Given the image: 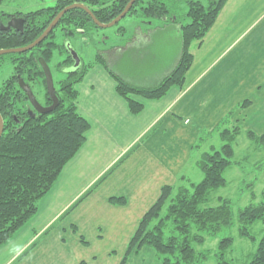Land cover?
Segmentation results:
<instances>
[{"label":"crops","instance_id":"crops-1","mask_svg":"<svg viewBox=\"0 0 264 264\" xmlns=\"http://www.w3.org/2000/svg\"><path fill=\"white\" fill-rule=\"evenodd\" d=\"M124 30L136 32L126 49L149 43L158 32L144 34L136 22ZM118 51L102 57L115 74L125 52ZM190 52L183 88L157 101L138 98L144 110L137 116L100 59L87 70L77 85L78 113L90 124L86 142L39 201L37 214L0 247V264H121L162 188L191 180L189 163L206 132L239 127L264 136V0H228ZM180 53L155 76L118 75L154 87L176 67ZM112 198L127 203L112 205Z\"/></svg>","mask_w":264,"mask_h":264},{"label":"trees","instance_id":"trees-1","mask_svg":"<svg viewBox=\"0 0 264 264\" xmlns=\"http://www.w3.org/2000/svg\"><path fill=\"white\" fill-rule=\"evenodd\" d=\"M182 1L188 6L185 14L189 19L188 24L179 25L178 16L172 10L176 8L178 0H137L126 16L142 17L148 22L154 19L174 21L180 27L179 62L156 86L132 85L110 70L102 58L104 51L97 58L116 81L118 95L126 101L134 116L144 109V103L138 98L157 101L165 97L172 88H183L193 63L190 46L206 37L228 0H205V3L196 0ZM129 2L130 0H58L52 8L19 14L18 17L25 20L23 31H0V51L29 46L43 34L58 13L68 6L84 5L100 23L109 24L124 11ZM11 17L0 13V22L5 23ZM136 23L145 26L144 34L164 30L163 25L151 29V23ZM146 26H150V29H146ZM59 28L67 36H73L77 32L87 34L93 29H99L86 12L72 10L63 16L49 37L32 51L0 57L3 60L9 56L15 64L13 75L0 84V115L4 121V132L0 138V247L8 243L36 215L39 201L48 195L64 167L83 147L90 130L88 121L78 113L77 85L94 63H82L74 73H66V78L58 83L59 87H55L59 99V106L55 111L37 116L23 113L22 108L27 105L26 98L19 90L17 77L14 75L22 78L28 76L31 81L39 79L44 87L46 81L40 59L48 64L53 57L56 47L53 39ZM119 32L126 36L122 39L123 44L115 41L105 48L107 51L128 50L127 45L136 36V32L127 34L124 27ZM69 62L70 57L60 67H67ZM45 97L46 106H49L51 100L47 93ZM247 105L245 103L242 107ZM241 134L242 131L238 128L220 131L224 142L222 148L203 154L197 162L204 176L199 183L189 184L187 187L186 180L182 178L178 185L162 188L157 202L140 220L121 264H128L130 257L137 255L145 247L154 250L161 258V264H204L207 261V257L197 253L195 246H204L207 237H214L234 224L229 200L220 198L216 207L209 206L208 201L213 190L227 185L225 173L236 164L234 143ZM245 135L257 145L264 146V136H257L251 131L245 132ZM126 203L123 198L110 199L112 205L124 206ZM238 221L240 236L254 240L250 226L257 222L264 223V191L259 204H251L240 210ZM233 243L232 238L219 242L216 255L218 264H233L226 260V252ZM249 264H264V235Z\"/></svg>","mask_w":264,"mask_h":264},{"label":"rangeland","instance_id":"rangeland-1","mask_svg":"<svg viewBox=\"0 0 264 264\" xmlns=\"http://www.w3.org/2000/svg\"><path fill=\"white\" fill-rule=\"evenodd\" d=\"M57 1L1 0L0 13L10 16L18 13L28 14L52 8ZM196 1L205 3V0ZM172 10L178 16L179 25L189 23V19L185 17L188 11L186 3L178 1L176 8H172ZM145 21L152 24L151 29L163 25L164 30L151 35L149 43H142L138 47H128V50L118 51L120 53L125 52L121 56V61L115 67L116 75L121 72L124 76L126 75L125 77L143 80L147 76H155L157 73L164 71L165 67L180 53V27L177 25L178 23L175 24L174 21L158 19L148 22L145 19L143 20L142 17L129 16L122 19L114 27L93 29L87 34L77 32L73 36H65L63 31L57 29L53 39L56 47L53 50V57L48 63L55 86L59 87L58 83L66 78L67 70L60 67V64L67 59L68 54L72 55V53H75L80 58L81 63L85 65L95 63L97 58H100V53L105 51L106 47L113 45V42L116 41L123 44L124 41L122 39L126 38V36H122L119 32L121 28L129 29L130 22L145 23ZM150 26H146V29H150ZM14 66L15 64L12 63L9 56L0 60V84L13 75ZM40 101L43 104L45 102L44 100ZM206 133L209 136L206 135L207 138L200 142L196 153H194V161L189 163L192 168L189 167L191 180H186L185 182L187 187H189V184L199 183L204 177L201 170L199 171L202 174L201 178L196 173L193 163L196 161L197 165L203 154L219 151L224 144L223 140H221L222 138H220V132L218 133L217 131L212 134L208 131ZM234 148L236 164L225 173L227 185L224 188L213 190L208 201L209 206L216 207L219 205L220 198L229 200L234 214V224L229 228H224L214 237H207L204 246H195L198 254L201 253L207 257V261L204 264H218V259L216 258L218 245L225 238H232L234 241L231 248L226 252V260L231 261L233 264H249L258 242L264 235V223L257 222L250 226V233L254 240L242 238L239 233L240 224L238 221L240 210L251 204H259L262 201L264 191V146L257 145L254 141L249 140L245 133H242L235 141ZM197 168L200 169L198 166ZM130 260L133 261V263L131 261L132 264H161V258L156 255L154 250L147 247L143 248L137 255H132L128 264H130Z\"/></svg>","mask_w":264,"mask_h":264},{"label":"water","instance_id":"water-1","mask_svg":"<svg viewBox=\"0 0 264 264\" xmlns=\"http://www.w3.org/2000/svg\"><path fill=\"white\" fill-rule=\"evenodd\" d=\"M136 1L137 0H131L128 3V5L126 6V8L124 9V11L116 19H114L112 22H110L109 24L100 23L96 19V17L94 16V14L91 12V10H89V8H87L84 5L74 4V5L68 6L65 9H63L56 16V18L51 22V24L48 26V28L43 32V34L36 41H34L32 44H30L29 46L24 47V48L1 50L0 51V57L5 56V55H10V54H25V53L32 51L33 49H35L36 47L41 45L47 39V37L51 34V32L57 27V25L59 24L62 17L72 10H76V9L83 10L84 12H86V14H88V16L92 19V21L94 22V24L97 27L102 28V29H107V28H111V27L116 26L122 19H124L127 16V14L129 13V11L132 9L134 4L136 3ZM13 19H15V20H13ZM18 21H20V22H18ZM17 24L20 25V28H18L19 31H22L23 25H24L23 20L22 19L18 20L12 16L10 23L7 25V27L4 28V31H9L12 27H15V25H17ZM71 56L73 57V59L76 60L75 61L76 62L75 68H77L81 63V60L75 53H72ZM40 65H41L42 70L45 74L46 83H47V93L49 95V98L52 100L51 106L43 108L38 103V101L34 97L33 93L31 92L30 88L24 83L23 80L19 81V85H20L21 89H23L24 92H26V94L30 100V103H31L32 107L34 108V110L36 111V113H38V114H50L53 111H55L56 108L59 106V99H58V96L56 94V90H55V86H54V80H53L52 72L50 70L49 65L46 63V61L44 59H40ZM3 132H4V121H3L2 116L0 115V138L3 134Z\"/></svg>","mask_w":264,"mask_h":264},{"label":"flooded vegetation","instance_id":"flooded-vegetation-1","mask_svg":"<svg viewBox=\"0 0 264 264\" xmlns=\"http://www.w3.org/2000/svg\"><path fill=\"white\" fill-rule=\"evenodd\" d=\"M131 1V0H130ZM178 1H180V0H178ZM182 1V0H181ZM61 12V11H60ZM59 12V13H60ZM58 13V14H59ZM20 13H18V14H16V15H14L13 17H15L16 19H22V17L20 18V16L18 17V15H19ZM66 15V14H65ZM64 15V16H65ZM56 18V17H55ZM54 18V19H55ZM63 18V17H62ZM11 19H12V17L11 18H9V20L7 21V22H5V23H1L0 22V31L1 32H11V31H18L19 32V29L18 28H20V25L19 24H17V25H15V27H12L9 31H4V28L5 27H7V25L10 23V21H11ZM13 20H15V19H13ZM23 20V24L25 25V20L24 19H22ZM18 22H20V21H18ZM17 22V23H18ZM60 22H61V20H60ZM60 22H59V24H60ZM16 23V22H15ZM58 24V25H59ZM24 25H23V27H24ZM58 25H57V27H58ZM56 27V28H57ZM60 30H61V28H59ZM23 31V30H22ZM22 31H20V32H22ZM64 34H65V36H67L66 35V33L64 32ZM49 37V36H48ZM47 37V38H48ZM109 51H104V53H108ZM70 57V64L67 66V67H65L64 69H66L67 70V74H71V73H74L78 68H79V66L82 64V63H80V65L77 67V68H75V64H76V60L75 59H73V57L70 55V54H68V56H67V59ZM66 59V60H67ZM41 69H42V67H41ZM51 70V69H50ZM43 71V70H42ZM52 72V71H51ZM44 73V72H43ZM14 76H16L17 77V84H18V87H19V90H21L22 91V93L24 94V96H25V98H26V103H27V105L25 104L24 106H25V108H22L23 109V113H25V114H28L29 116H33V115H39L38 113H36V111L34 110V108L32 107V105H31V103H30V100H29V98H28V96H27V94H26V92H24V90L23 89H21V87H20V85H19V81L20 80H23L24 81V83L30 88V90H31V92L33 93V95H34V97L36 98V100L38 101V103L43 107V108H46V107H49V106H51L52 105V100L49 98V95H48V98H49V100H51V103H50V105L49 106H46V103H47V100H46V97H45V93H47V83L44 85V87H43V85L41 86V82H40V80L38 79V81H31V80H29L28 79V76L26 77H24V78H22V77H20V75H14ZM44 76H45V74H44ZM53 76V75H52ZM45 78V77H44ZM54 80V79H53ZM45 81H46V78H45ZM54 86H55V83H54ZM56 87V86H55ZM55 90H56V88H55ZM48 94V93H47ZM40 100H44L45 102H44V104L40 101Z\"/></svg>","mask_w":264,"mask_h":264}]
</instances>
